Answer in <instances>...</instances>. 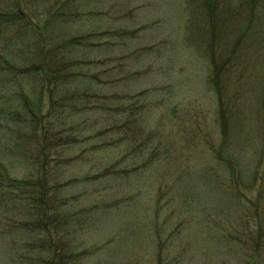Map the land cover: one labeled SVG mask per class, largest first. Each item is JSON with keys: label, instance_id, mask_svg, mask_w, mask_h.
I'll list each match as a JSON object with an SVG mask.
<instances>
[{"label": "rangeland", "instance_id": "obj_1", "mask_svg": "<svg viewBox=\"0 0 264 264\" xmlns=\"http://www.w3.org/2000/svg\"><path fill=\"white\" fill-rule=\"evenodd\" d=\"M109 3L120 6L117 11L108 10L111 5L105 8V28H124L121 31L133 36L110 39L114 46L107 53L115 60L114 67L119 66L112 92L124 100H112L110 109L126 112L123 119L130 129L111 132L110 145L99 149L104 143L96 133L103 128V118L94 110L87 111L86 119L72 113L81 137L71 140L63 133L60 140L45 144L46 150L58 147L53 152L62 163L56 170L61 182L58 195L67 204L63 210L74 209L73 214L86 219L77 223L78 231L72 224L69 236L83 254L78 264H245L257 229L246 199L253 200L257 193L243 195V209L245 205L231 202L221 189L222 172L213 155L221 139L217 99L208 84L211 68L201 49V36L195 38L197 32L188 23L186 2ZM72 98L59 101L65 111L61 121L57 115L47 119L50 112L44 111L45 129L48 121L54 131L59 130L56 133L68 129L63 121L68 120ZM38 133L41 138L43 128ZM263 161H259L262 174ZM5 165L12 179L30 175L12 158ZM204 169L209 173L207 182L200 179ZM178 181L190 182L192 193L196 189L199 202H192L191 211L178 196ZM22 201L25 205L16 190L0 186V264H37L41 255L29 249L34 238L19 229L29 220ZM238 211L242 222L227 223L226 215ZM220 219L224 223H216ZM260 254L264 260V253Z\"/></svg>", "mask_w": 264, "mask_h": 264}, {"label": "trees", "instance_id": "obj_2", "mask_svg": "<svg viewBox=\"0 0 264 264\" xmlns=\"http://www.w3.org/2000/svg\"><path fill=\"white\" fill-rule=\"evenodd\" d=\"M183 1L189 26L197 32L195 38L201 36V49L211 68L208 84L217 99L221 127V139L213 155L215 166L222 172L221 189L231 202L245 205L243 209V195L257 193L254 201L246 199L250 204L248 215L257 229L252 235L253 251L244 263L264 264L260 254L264 253V173L259 169L264 160V0ZM109 2L0 0V186L16 190L25 200L22 205L27 209L23 213L29 220L19 229L34 238L28 246L41 253L37 264L82 262L83 254L77 252L69 236L72 224L78 231L77 223H86L85 217L73 214L74 209L63 210L67 204L64 206L58 195L61 182L60 170H56L62 163H58L60 155L53 152L58 147L46 150V142L60 140L63 133L71 140L80 138L72 115L86 119L90 110L103 118V128L96 133L104 143L98 145L99 149L110 145L111 132L122 133L128 127L123 119L126 112L110 109L112 100H124L112 92L119 66L114 67L115 60L107 58V53L114 46L110 39L133 36L128 30L121 31L124 28H105V8L111 5V11L120 6ZM70 96L75 98L69 100L68 120L63 121L68 129L56 133L59 130L54 131L49 121L45 129L44 122L41 124L44 111L50 112L47 119L57 115L61 121L65 111L59 101L65 102ZM41 128L44 135L40 138ZM9 158L18 161L19 168L26 166L30 171L27 179L11 178L5 165ZM201 174H205L201 182H207L208 171L204 169ZM175 188L191 211L192 202H199L196 189L192 193V184L182 181ZM226 219L227 223L242 222L239 211L226 215ZM216 223L224 222L220 219Z\"/></svg>", "mask_w": 264, "mask_h": 264}]
</instances>
